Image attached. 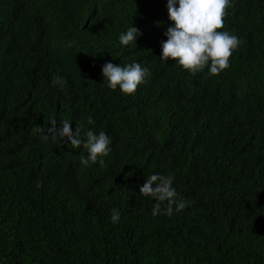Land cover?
Here are the masks:
<instances>
[{
  "label": "trees",
  "instance_id": "1",
  "mask_svg": "<svg viewBox=\"0 0 264 264\" xmlns=\"http://www.w3.org/2000/svg\"><path fill=\"white\" fill-rule=\"evenodd\" d=\"M166 2L0 0V264H264V0H232L241 44L213 76L158 58ZM106 62L150 74L123 95ZM52 118L110 152L81 167L82 145L33 132ZM157 173L190 206L153 217L139 188Z\"/></svg>",
  "mask_w": 264,
  "mask_h": 264
},
{
  "label": "clouds",
  "instance_id": "2",
  "mask_svg": "<svg viewBox=\"0 0 264 264\" xmlns=\"http://www.w3.org/2000/svg\"><path fill=\"white\" fill-rule=\"evenodd\" d=\"M233 6L232 0H167L166 8L168 20L171 21L164 35L166 40L161 41V61L172 60L193 75L207 69L208 75H219L230 67V58L241 44L240 39L231 34L225 28V18L228 8ZM139 30L131 26L126 32L119 35L121 45L135 44ZM103 80L110 90L119 89L123 95H132L140 84L146 82L149 70L140 63H129L121 66L106 62L101 69ZM54 85L63 86L65 80L57 75L53 77ZM88 124L94 121L89 118ZM51 126L47 129L36 127L34 133H40L45 142L51 137L53 141L59 140L62 144H70L73 149L83 147L86 155L80 157V165L83 168L91 167L98 162L99 157L107 156L110 152V138L100 131H83L80 125L75 130L71 122L63 120L60 126L56 125L54 118L50 120ZM83 135V139L81 138ZM103 163V160H99ZM173 177L161 174H152L145 179L139 188L143 197L154 199L155 204L151 210L153 217L161 212L164 205L165 215H172L173 211L181 212L190 206V201L177 198V192L173 187ZM112 223H118L120 213L113 208L110 216Z\"/></svg>",
  "mask_w": 264,
  "mask_h": 264
}]
</instances>
